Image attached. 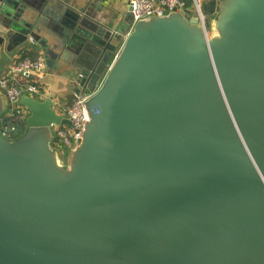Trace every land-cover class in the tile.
Segmentation results:
<instances>
[{
  "label": "water",
  "instance_id": "water-1",
  "mask_svg": "<svg viewBox=\"0 0 264 264\" xmlns=\"http://www.w3.org/2000/svg\"><path fill=\"white\" fill-rule=\"evenodd\" d=\"M89 4L0 0V58L35 41L67 106L90 93L65 157L53 95L0 130V264H264V0L133 25Z\"/></svg>",
  "mask_w": 264,
  "mask_h": 264
},
{
  "label": "built area",
  "instance_id": "built-area-1",
  "mask_svg": "<svg viewBox=\"0 0 264 264\" xmlns=\"http://www.w3.org/2000/svg\"><path fill=\"white\" fill-rule=\"evenodd\" d=\"M190 3L188 6V0H127L132 25L136 21L149 16L166 15L176 5L197 14L202 19L204 16L201 3L198 0H190ZM45 69V61L42 55L34 59L23 58L13 62L7 74L0 78V88L5 91L11 106V112L8 115L15 114L17 120L21 123H25L28 111L18 104L19 96L24 91L34 97L40 95L41 90L36 82L37 78L43 76ZM16 82L21 84L16 85ZM89 96L90 93H75V97L69 106L65 103L56 102L59 113L70 121L68 126L54 127L57 141L53 146L55 151L62 157L66 156L68 150L72 148L75 140L80 136L82 123L85 119L84 103ZM0 130L5 137H8L6 132L13 130V127H9L8 124H3L1 121Z\"/></svg>",
  "mask_w": 264,
  "mask_h": 264
},
{
  "label": "crops",
  "instance_id": "crops-1",
  "mask_svg": "<svg viewBox=\"0 0 264 264\" xmlns=\"http://www.w3.org/2000/svg\"><path fill=\"white\" fill-rule=\"evenodd\" d=\"M60 1V0H58ZM67 1V0H66ZM200 3L204 2L206 0H198ZM89 2H93L97 8V5H100L102 7V12L105 11H113L114 14L117 16H120L121 14H124L128 10L127 6V0H68V3L71 5V7H79L84 11H87L90 7ZM104 4V6L101 5V3ZM93 10V8H92ZM90 8V11H92ZM96 13V12H95ZM48 25L50 24L51 20L47 18ZM43 55V51L40 48V46L35 41H30L29 44H22L15 48L11 52H4L0 58V75L5 76L8 72V69L10 65L15 62L19 61L21 58H32ZM69 61H63V62H55L52 67L46 68L45 73L42 77L37 78V86L38 83L41 85V93L38 95V98H46L49 95H53L55 101L58 102V100H64L58 96L63 90V87H61V84L66 82V77L61 74L62 72H66L69 70ZM16 85H20L21 83H15ZM23 84V82H22ZM24 86V84H23ZM66 103V101H63ZM5 116H8L6 114Z\"/></svg>",
  "mask_w": 264,
  "mask_h": 264
},
{
  "label": "trees",
  "instance_id": "trees-1",
  "mask_svg": "<svg viewBox=\"0 0 264 264\" xmlns=\"http://www.w3.org/2000/svg\"><path fill=\"white\" fill-rule=\"evenodd\" d=\"M190 0H188V6H189ZM23 59V58H21ZM20 59V60H21ZM2 123L3 124H8L9 127H13V130H8V132H6V135L10 138V139H16L19 136H21L25 130V123H21L19 120H17L15 114H11L8 116H4L2 119Z\"/></svg>",
  "mask_w": 264,
  "mask_h": 264
},
{
  "label": "rangeland",
  "instance_id": "rangeland-1",
  "mask_svg": "<svg viewBox=\"0 0 264 264\" xmlns=\"http://www.w3.org/2000/svg\"><path fill=\"white\" fill-rule=\"evenodd\" d=\"M38 87H39V89H41V85L38 83Z\"/></svg>",
  "mask_w": 264,
  "mask_h": 264
}]
</instances>
